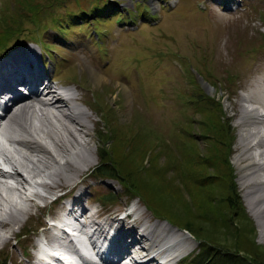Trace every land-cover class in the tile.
<instances>
[{"label":"rangeland","instance_id":"rangeland-1","mask_svg":"<svg viewBox=\"0 0 264 264\" xmlns=\"http://www.w3.org/2000/svg\"><path fill=\"white\" fill-rule=\"evenodd\" d=\"M237 2L238 5L235 0H0V54L20 44L40 53L50 72L48 76H53L51 85L72 90L79 97L76 103L89 113L85 121L93 133L88 136L92 148L89 156L94 160L89 178L77 189L86 192L83 203L97 210L123 207L124 211L134 199L143 213L140 219L150 217L158 223L154 232L157 243L166 240H160L162 223H168L170 233L187 232L182 249L188 253L186 258L196 255L201 245L183 227L187 226L186 220L192 221L195 228L204 227L193 229L194 234L220 245V255L226 251L223 245L230 248L235 240L224 229L215 231L193 215L195 204L182 182L186 168L198 171L194 177L216 174L204 159L226 151L224 138L220 145L215 143L219 139L217 132L201 125L206 113L200 114L198 107L204 102L212 101L220 121L231 127L229 159L236 187L244 211L252 218L254 228L257 226L240 184L244 161L237 158L241 154L239 133L254 120L252 116L259 117L258 113L264 112V0ZM31 9L37 10L35 22L30 19ZM18 13L23 15L19 20L21 33L16 31L17 26L6 31L4 25L12 16L18 19ZM252 105L257 114L247 112L241 118V107ZM2 142L3 147L12 148L6 140ZM100 148H105L106 158L120 170L137 171L141 181L149 184L160 179L151 182L154 194L161 206L180 220L177 223L182 228L159 215L141 193L128 194L122 180L99 176L96 167ZM186 154L190 165H185ZM164 181H171L168 186L176 192L168 190ZM218 186L214 188L216 195ZM42 193L45 194L43 190ZM108 193L114 195L113 200H103ZM48 205L41 211L43 215L33 210L23 217L21 225L11 229L17 236L13 235L16 239L10 238L7 245H0V264H28L27 253L32 250L34 236L44 229L46 211L54 212L55 206ZM135 216L130 215L132 219ZM232 218L233 227H248L244 219L236 215ZM256 229L244 233L242 244L252 239L264 253V242ZM178 238L177 244L183 242L181 236Z\"/></svg>","mask_w":264,"mask_h":264},{"label":"bare ground","instance_id":"bare-ground-1","mask_svg":"<svg viewBox=\"0 0 264 264\" xmlns=\"http://www.w3.org/2000/svg\"><path fill=\"white\" fill-rule=\"evenodd\" d=\"M43 59L40 53L24 49L21 44L9 47L0 56V133L12 147L7 149L0 144L1 163L11 168L9 173L0 169V177H6L12 183L0 180V216L3 217L0 219V245H7L11 236H17L15 232L11 233V229L21 225L25 215H31L33 210L40 214L44 212L49 195L65 192L71 193V204L64 220L71 219L90 230V235L86 232L85 236L91 248L97 247L96 240L100 241L98 249L106 264H129L128 258H132V263L135 260L134 264H169L164 259L182 252L187 232L170 233L168 223H162L160 240H166L157 243L154 232L158 223L152 222L150 217L140 219L142 211L133 219L130 217L133 212H128V220H125L118 217L123 207L97 210L83 203L86 192L76 190L89 178L88 170L94 160L89 156L92 148L85 121L89 113L76 103L79 97L72 90L64 88L65 96L55 93L59 87L51 85L48 80L50 72ZM26 90L28 95L23 94ZM255 110L253 105L241 107V118L247 112L257 114ZM257 116H252L254 120L251 119L239 133L241 154L237 160L244 161L240 184L247 205L256 218V234L264 242V112ZM16 131L18 137L13 136ZM31 183L38 184L45 194L36 192L27 198L22 190ZM251 219L250 225L255 231ZM136 220L138 223H131ZM63 226L56 225L53 233L47 226L43 230L49 242L48 250L54 248L52 250L58 252L61 245L75 247L68 232L63 230L72 229L73 225ZM177 236H181L183 242L179 240L181 243L178 241L177 244L180 239ZM37 252L38 239L35 238L32 250L27 253L28 264L42 262ZM125 258L127 262L123 263Z\"/></svg>","mask_w":264,"mask_h":264},{"label":"trees","instance_id":"trees-1","mask_svg":"<svg viewBox=\"0 0 264 264\" xmlns=\"http://www.w3.org/2000/svg\"><path fill=\"white\" fill-rule=\"evenodd\" d=\"M36 12L37 10L34 11L33 9H31V13H29L31 15L30 19L34 20L33 22L37 21ZM15 16H18V19L12 16L10 18L12 19L10 23H7V25L4 26L7 29L6 31H11L14 27L17 26L16 31L18 33H21L22 23H19V20L22 19L23 15L18 13ZM1 29L3 28H0V30ZM1 33L2 32L0 31V34ZM1 36L2 35H0V45L3 41V38ZM195 102L197 101L195 100ZM214 109V103L212 101L204 102L198 107V111L200 112V114L206 113L205 121L204 119L200 121L201 125H203L205 127L204 129H207L208 131L215 130L217 132V138L219 136V139H216L215 137V143H219L220 145L221 138H224V140L226 141L225 153H214L212 157H207L206 159H204V164L208 163L209 166L211 165L216 174H212L210 172L209 175H206L204 177L200 176L199 174L198 176L194 177L198 173V171L194 170V168H190L192 170L186 168V172H184L183 174L182 182H184V187H186L189 196L192 197L191 200L193 204H195L194 206L196 210L194 214L190 212L191 216L192 214L196 215V218L204 223L209 224L215 231H217L218 229H224V233L226 235L233 236L235 240L234 243H232L233 246H229L231 249L223 245V247L225 248L224 250L226 251H223L224 254L220 255L222 252V248H220V245H217L214 241L205 240L204 237L202 238L198 236V234H194L195 232L193 231V229H204V227L200 226L195 228L192 226V221L186 220L185 222H188L185 223L187 224V226L183 227L186 228V230L190 232L191 235L201 243V245L196 255L183 259V264H264V261H262L264 255L261 254L263 253V251L261 250L262 252H260V249L257 248L258 246L252 241V239L249 240L247 238H244V240L249 241L245 245L242 244V237L246 236L244 233H246L247 231L249 233H252V231H254L252 229L253 225H250V218H247V214L245 213L244 207L241 203L239 192L235 183L234 169L229 159L230 155L232 154L231 144L233 139L231 135V127L226 122L224 123L223 120L220 121V118H218L219 114H215ZM99 150L100 163L96 167V172L99 176H102L105 179L122 180L125 184L124 187L126 188L125 190L126 192H128V194H131V192L134 194L135 192L141 193L142 195H144L145 200L155 208L159 215L164 216V219H169L170 222L172 220L173 224L175 223L178 225H176L177 227L182 228V226L177 223L178 221L180 222V220L174 214L167 211L164 206L162 207L159 197L154 194V190L156 189L153 188L154 186L152 185L154 184L151 182H157L160 181V179L154 180L152 178L154 181H150L149 184H147L146 182H143L138 178L137 171H135L134 169L128 171L120 170V168L116 166V163L114 161L110 160V158H106L107 151L105 150V148H100ZM190 161V158L186 154L185 165H190ZM189 167L190 166H188V168ZM182 171H184V169ZM153 175L157 176L158 172H153ZM158 178L160 177L158 176ZM170 182L171 181H164V186L167 187L168 185H170ZM212 182H214L216 185L214 184L213 186ZM217 185H219L217 188V190L219 191L216 195L214 192V188ZM168 188V190L170 191H175L169 186ZM113 198L114 195L112 193H108L103 196V200L111 201L113 200ZM225 206L227 209H225ZM227 210L228 212H230V214L227 212ZM233 215H236V218L244 219L246 223H243L245 225H248V227H246L245 230H243L244 226H241L239 228L233 227ZM191 220H194V218ZM203 241H205L206 244L202 243Z\"/></svg>","mask_w":264,"mask_h":264},{"label":"water","instance_id":"water-1","mask_svg":"<svg viewBox=\"0 0 264 264\" xmlns=\"http://www.w3.org/2000/svg\"><path fill=\"white\" fill-rule=\"evenodd\" d=\"M199 80H200V82L202 83V85H206V84H205L206 82H204V81L202 80L201 77H199Z\"/></svg>","mask_w":264,"mask_h":264}]
</instances>
